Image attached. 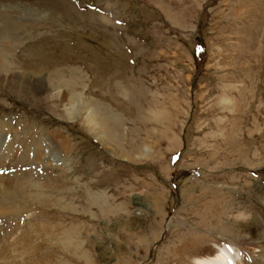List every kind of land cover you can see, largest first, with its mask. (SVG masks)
Instances as JSON below:
<instances>
[{"label":"rangeland","instance_id":"374dc122","mask_svg":"<svg viewBox=\"0 0 264 264\" xmlns=\"http://www.w3.org/2000/svg\"><path fill=\"white\" fill-rule=\"evenodd\" d=\"M0 36V264L243 258L264 232V0H0Z\"/></svg>","mask_w":264,"mask_h":264},{"label":"bare ground","instance_id":"6f19581e","mask_svg":"<svg viewBox=\"0 0 264 264\" xmlns=\"http://www.w3.org/2000/svg\"><path fill=\"white\" fill-rule=\"evenodd\" d=\"M35 82L40 84L38 86L39 88H34V90L39 91L38 89H42L47 93L54 95V92L51 89H46L47 85H44L42 81L39 82L38 79H35ZM37 83H35L34 85H36ZM63 83H65V81ZM70 99L71 98L69 97L68 100L70 101ZM90 117L91 116H89V120ZM99 117L100 116H98V118ZM94 119L96 118L94 117ZM98 138L101 142H103L100 135L98 136ZM46 141L48 142L47 144L51 145L52 141L49 138L47 140H43L44 143ZM46 159H50V162H55L57 164L62 163L63 165H67L68 163L61 152L51 155L46 154ZM36 229L38 230V227ZM241 241L237 238V242H239L238 251L241 252V254L243 252V258L241 260L238 259V255L236 254V250L234 248L217 244L214 247L206 249L199 256L194 257L193 264H264V232H261V230L250 231ZM232 252H234L235 255Z\"/></svg>","mask_w":264,"mask_h":264},{"label":"crops","instance_id":"0c3cea01","mask_svg":"<svg viewBox=\"0 0 264 264\" xmlns=\"http://www.w3.org/2000/svg\"><path fill=\"white\" fill-rule=\"evenodd\" d=\"M112 116H113V115H112ZM112 118H113V117H112ZM113 119H114V118H113ZM115 122H116V119H114L113 123H111V122H109V121L106 122V126H105V128H104V132H105L106 134H108L107 136H108L109 140L112 139V135H113V133L115 134V131H116V127L114 126Z\"/></svg>","mask_w":264,"mask_h":264}]
</instances>
